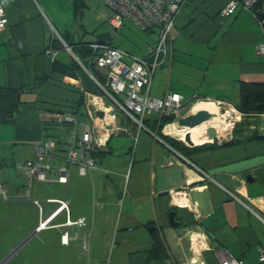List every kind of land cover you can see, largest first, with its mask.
<instances>
[{
	"label": "crops",
	"instance_id": "obj_1",
	"mask_svg": "<svg viewBox=\"0 0 264 264\" xmlns=\"http://www.w3.org/2000/svg\"><path fill=\"white\" fill-rule=\"evenodd\" d=\"M228 2L187 0L173 26L171 60L159 66L157 78L154 73L151 95L173 91L187 104L196 99L237 104L243 83H264V53L257 50L264 29L245 8L222 14ZM56 4L58 0H0L8 17L0 31V204L26 205L21 199L28 178L21 165L34 157L38 141L47 135L58 140L47 159L52 166L49 176L56 179V168L66 164L64 137L70 127L81 133L89 124L100 128L95 154L99 167L80 174L71 166L66 183L42 181L41 188L32 189L34 178L30 184L31 198L39 200L34 203L36 227L45 230L52 264H131V256L150 253L153 230L163 239L168 256L150 255L145 264H192L198 255L205 264H219L220 251L244 264H264L259 259L264 251V136L246 138L245 130L236 129L234 142L211 146L212 141H198L194 145L201 147L185 155L156 138L151 127L138 130L122 113L118 124L126 129L106 133L92 114V109L101 108L97 84L79 65L75 51L62 41L53 42L57 34H67L70 43H78L68 24V15L75 16L73 0H67L66 9ZM144 31L148 39L137 52L119 45L106 29L99 34L108 32L105 41L144 55L156 36L154 30ZM92 41L97 39L83 42ZM93 70L98 75L104 71L95 65ZM50 109L77 110V122L60 126L46 121L42 113ZM248 116L243 119L262 122L260 113ZM178 186H206L211 212L199 213L187 191H174ZM182 196L187 202L177 201ZM50 197L64 198L69 211L47 219L58 205L47 200ZM172 209L179 225L170 223ZM68 216H84L85 223L68 225ZM65 232L67 242L62 240ZM193 234L201 244L196 252Z\"/></svg>",
	"mask_w": 264,
	"mask_h": 264
},
{
	"label": "built area",
	"instance_id": "obj_2",
	"mask_svg": "<svg viewBox=\"0 0 264 264\" xmlns=\"http://www.w3.org/2000/svg\"><path fill=\"white\" fill-rule=\"evenodd\" d=\"M186 2L187 0H103V3L110 9L108 22L114 28H121L125 21L129 20L141 30H154L156 33L154 43H149L146 46L144 55H136L106 41L89 42L88 46L93 49V53L88 56V62L104 70L101 73L104 77L103 82L98 80L90 68L76 57L100 90L102 98H98V102L104 110V116L101 119L98 118V125L106 128V133L126 129V127L118 124L117 115L119 113L133 120L138 130L148 129L145 119L153 113H156L158 117L173 116V121L166 124L177 123L178 118L183 114L187 102L183 101L180 93L170 91L163 97H157L151 95L150 88L156 69L171 60L173 26L177 15ZM255 2L256 0H229L221 12L228 15L238 7L245 8L252 12L258 24L264 29V17H260L259 11L254 9ZM7 22L8 17L4 8L0 6V31L6 28ZM57 37L61 39L63 45L70 51L72 50L59 34H57ZM257 50L264 53V41L258 43ZM49 51L53 53L52 50ZM214 102L217 104L222 118L228 124L223 136L230 139L233 135V128L243 119L245 113L229 100L218 99ZM42 116L46 121H51L60 126L77 122V115L73 111L50 109L43 111ZM260 116L262 122L258 125V129L264 133V113H260ZM99 130L100 128L93 129L89 124H86L81 133H78L73 125L70 127L69 134L64 137L66 151L64 159L66 164L56 168V179L49 176L52 166L47 159L54 155L58 140L51 135H47L43 140L38 141L35 145L34 157L26 160L23 165L19 164L26 169L29 181L24 190V198L21 200L39 204L37 198H31L30 196V184L34 178L45 183L54 180L66 183L71 166H76L80 174H87L91 170L97 169L99 167L98 158L94 153L100 145ZM151 133L159 138L156 133ZM217 137L219 138V136ZM134 139L136 140L137 137L135 136ZM183 141L187 144L185 140ZM1 186L0 181V189ZM47 200L58 202L57 207L47 219L61 210L69 211L68 202L64 198L50 197ZM84 223V216H80L75 220L68 216L66 219L68 225ZM199 235L201 238L200 233ZM62 240L67 242L68 232L62 235ZM219 259V264H244L242 259L223 253V251H220ZM259 259L264 261V251H261Z\"/></svg>",
	"mask_w": 264,
	"mask_h": 264
},
{
	"label": "rangeland",
	"instance_id": "obj_3",
	"mask_svg": "<svg viewBox=\"0 0 264 264\" xmlns=\"http://www.w3.org/2000/svg\"><path fill=\"white\" fill-rule=\"evenodd\" d=\"M56 5L66 9L67 0H58V4ZM108 13V7L103 3V0H85V4L81 6V9L75 16L70 17L68 15V24L71 36L75 38L74 41L96 40L100 31L106 29L112 34V37H114V40L119 45L134 52L139 51L138 47L145 44L148 34L129 21L122 28H114L108 22L110 14ZM68 41L70 42L69 38ZM75 53L81 56L79 50H75ZM158 70L159 67L155 72V78L159 76ZM104 100L106 101L105 98ZM198 100L196 99L187 104L183 113L187 111L191 112L192 105ZM220 113L218 116L222 119ZM153 116L158 117L156 113L150 115V117ZM247 117L249 116L245 115V118ZM240 122L242 124L237 125L238 129L243 128L246 132H260L258 129L260 120L242 119ZM176 125L179 127L178 123ZM237 126L233 128L232 132ZM214 132V136L219 135V138L215 137L214 141L223 142L229 140L228 137L223 136L225 134L224 129ZM121 136L124 135L122 134ZM169 136L183 141L179 136ZM203 141H207V138L204 137L202 140H199V142ZM184 144L186 143L184 142ZM186 145L190 144L187 142ZM43 185L42 181L35 178L32 182V189L41 188ZM26 186H28V181L26 182ZM9 202V204H0V264H52L53 250L49 249L50 242L48 240L46 242L48 238H44L45 230L39 232L40 226L36 227V223H38L36 219V205L27 202L26 205L18 206L12 201Z\"/></svg>",
	"mask_w": 264,
	"mask_h": 264
},
{
	"label": "trees",
	"instance_id": "obj_4",
	"mask_svg": "<svg viewBox=\"0 0 264 264\" xmlns=\"http://www.w3.org/2000/svg\"><path fill=\"white\" fill-rule=\"evenodd\" d=\"M85 4V0H73V7H74V11L75 14L81 9V6ZM254 9L257 11H259V16L260 17H264V0H256L255 4H254ZM64 41L68 42V44L70 45V47L72 48L73 51L75 50H79L80 55L79 56L80 60L82 61V63L84 65H86L87 67L90 68V70L92 71V73L94 74V76L96 78H98V80H100L101 82L104 81V77L102 76V74H97L96 71L93 70V63H89L88 62V56L90 54L93 53V49L91 47L88 46V42H83V41H79L77 44H73L70 43L68 41V35H62ZM61 42V40L58 39H54L53 42ZM109 42V41H106ZM110 43V42H109ZM82 51V52H81ZM79 63V62H78ZM78 65V64H77ZM79 65H81L79 63ZM70 67L74 68L75 65H69ZM63 69L64 68H60ZM240 103H237L236 106L243 112L245 113V115H250V114H259V113H264V83H255V82H251V83H243L240 87ZM73 112H77V110H73ZM245 120V119H244ZM173 121V116L171 115H164L161 117H154L151 118L148 117L145 119V124L149 127H151V129L156 130L157 135L164 141L167 142V144L173 148H175L176 150H178L179 152L187 155L189 153V151L194 150V149H198L201 146L199 145H193V146H189L184 144L183 141L178 140L174 137L169 136L168 134H165L163 132V126L168 123ZM242 124V122H238L236 124L240 125ZM238 129V126L235 128V130ZM240 130H244L243 128H239ZM234 130V131H235ZM233 131V132H234ZM246 138H251V137H261L264 135L261 134H257V133H252V132H246L243 135ZM199 138H203V137H199ZM184 140V139H182ZM236 139L234 137L230 138L227 141H223L221 142V144H226V143H231L234 142ZM211 146H217L218 142L217 141H213L211 142ZM97 150L95 151L94 154H96ZM152 235H153V246L150 249V255L151 258L153 259H158V258H165L168 256V251L167 248L165 246V243L163 241V239L161 238V236L156 232V230L152 231Z\"/></svg>",
	"mask_w": 264,
	"mask_h": 264
},
{
	"label": "water",
	"instance_id": "obj_5",
	"mask_svg": "<svg viewBox=\"0 0 264 264\" xmlns=\"http://www.w3.org/2000/svg\"><path fill=\"white\" fill-rule=\"evenodd\" d=\"M106 35H109L108 32H102L98 34L97 41L103 42L106 39ZM92 105V103H91ZM92 114L95 117L101 118L104 115V111L101 108H94L92 109ZM212 116V112L207 109H198L194 112H186L183 113L177 120L179 126H187V127H194L203 121L209 119ZM204 135L207 140H214V131L211 128H205ZM159 137V136H158ZM184 140L188 142L190 145H194L195 142L190 137V132L187 131L184 135ZM174 191H187V197H190L193 202H195L196 209L199 213H209L212 210L209 191L206 186H201L197 189H190L187 190V186H178L174 188ZM168 190L163 191L161 193H167ZM176 210L172 209L169 211L168 216L170 223L172 225H179V221L175 219ZM155 226L150 225L149 229H153ZM150 253L149 251H141L137 254L131 256V264H145L146 261L149 259ZM192 264H205L201 255L195 256L193 259Z\"/></svg>",
	"mask_w": 264,
	"mask_h": 264
},
{
	"label": "bare ground",
	"instance_id": "obj_6",
	"mask_svg": "<svg viewBox=\"0 0 264 264\" xmlns=\"http://www.w3.org/2000/svg\"><path fill=\"white\" fill-rule=\"evenodd\" d=\"M198 109H207L210 112H212V116L203 121L202 123L194 126V127H187V126H177L176 123H169L166 124L164 127V132L169 134V135H174V136H179L181 139L184 138V135L187 131L190 132V137L195 142V144L199 141L202 140L205 135H204V130L205 128H211L213 131L216 130H222L224 129V132L227 130V122L223 118H219V108L217 104L212 101V100H198L195 101V103L191 107V112H194ZM215 133V132H214ZM219 135H216L217 137ZM203 137V138H199ZM177 201L180 202H187L186 197H179L177 198ZM193 238V250L196 252L201 248L200 240L197 234L192 235Z\"/></svg>",
	"mask_w": 264,
	"mask_h": 264
},
{
	"label": "flooded vegetation",
	"instance_id": "obj_7",
	"mask_svg": "<svg viewBox=\"0 0 264 264\" xmlns=\"http://www.w3.org/2000/svg\"><path fill=\"white\" fill-rule=\"evenodd\" d=\"M159 139H161L160 137H159ZM214 141V140H213Z\"/></svg>",
	"mask_w": 264,
	"mask_h": 264
}]
</instances>
